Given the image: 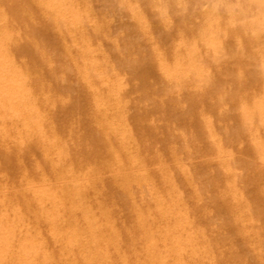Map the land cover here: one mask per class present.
<instances>
[{
	"label": "bare ground",
	"instance_id": "bare-ground-1",
	"mask_svg": "<svg viewBox=\"0 0 264 264\" xmlns=\"http://www.w3.org/2000/svg\"><path fill=\"white\" fill-rule=\"evenodd\" d=\"M15 1H16V3H14L13 5H11L12 3L10 4L11 5L10 8L12 9V11H15V13H17L16 11L19 10V7H20L19 5H21V3L19 4L17 2V0H15ZM33 1L35 3L37 2L38 4L43 2V4L46 7L45 10L47 9L48 11H50L54 15V17H56L55 20H57V18H58L56 16L57 13H59V15H61V16L63 15V17L68 16L67 18L65 17L66 18L65 20H66L67 26H68V27L66 26V28L68 29L69 27L70 28L73 27L74 31H71V29L69 28L70 31L68 32L69 34H67V36L69 35V38H71L73 40L78 39L77 36L78 37L80 36V28L77 26V23H75V19L79 15V5L80 4L78 5L75 0H33ZM34 2H32V3H34ZM213 2H215V1H213ZM213 2H212V5H210V6L214 5ZM233 2H237V1L236 0H219L218 6L222 7V4L224 3L227 5V8L230 9V11L226 12L225 10H223V9L221 10L220 8H219L220 10H217L216 12L214 10L213 13H212V11H209L206 14V19H208L210 17H211V19H212V17H216V18H218L220 16L222 17V15H224V14L226 15V13H227L229 15V16L226 15V17L228 16V20L226 19V17H224L228 22V23L226 22V24H228L227 28L233 29V28L238 27V29H239V25H236V23L238 21L237 14L238 13L243 14L245 11V13H248L249 17L252 16L250 18H251V21L253 23H254V20H252V18L254 16H257V15L259 16V18L262 21H264V0H243V3L241 6H239L240 7L239 9H234L235 7L233 9H231ZM37 3L34 5H36L35 9L38 10L40 5L37 8ZM177 3L179 4V2H177ZM204 3L206 5V0ZM240 3H241V1H240ZM215 5H217V4H215ZM215 5H214V8H217V7H215ZM180 6L184 7L183 3H182V5L180 3ZM230 6H231V8H230ZM119 7L121 8V6H119ZM203 7H205V6H203ZM207 8H208V4H207ZM207 8L205 7V9H207ZM2 10H0V143L3 142V146H0V148H1L0 152L2 153V155L0 156V264H53L54 260L59 261L58 264H107L108 262L110 264H234V263H231L232 260L230 262H228V261H225L224 259L219 258V257L223 258V255L226 254L227 248L226 247H220L219 245H217L215 242V239L213 241L212 238H210L212 241L210 242L209 246H204L202 244H199L196 241L195 234L200 228H202L199 226V225H201L199 223V221H201L200 219H202L203 215H205L204 212H202V210H200L202 212L201 213L202 215H199L197 217H195V215H192L191 217H195V218H191V219L189 218L190 220L188 222H186L185 224L182 223V221H181L182 219L186 220L188 218V216H190V214L195 212L194 211L195 205H196L197 201L199 200V198L198 197L196 199L192 198L193 199L192 202H189L187 200L189 203H187V202L184 203L180 199L176 198V194L174 192H168L167 188L164 187L165 178H167L168 175L167 174H161L159 169L155 167L154 158L151 159V162L148 164V167L150 166L149 167L150 169L148 168L149 169L148 171L150 174L154 175L153 178H155L157 185L155 187H152V188L150 186V189L145 188L144 190H141V189L137 190L140 193V194H138L139 195L138 201H136L135 198H131V197L127 196L125 193L122 194L120 191L119 192L114 191L113 190L114 188H112L114 186L110 185L109 182H111V181H108L106 176H102V178H101V183L103 185V190H102L103 195L97 196L96 194H94L92 192L89 194H86L84 192L83 182L89 181L91 174H89L87 172H81V165L83 163L79 159V157L77 156V153L79 152L77 147H75V146L66 147L65 146L66 144L63 143L64 141L63 142L61 141V136H65V134H67L68 129H66V131H65L64 130L65 128L63 127L61 129H59L55 134L52 133V128H53V125L55 124L53 121L54 120L57 122L62 121L66 125V122H64V121H65V119L68 120L69 116H67V114L65 115L64 113L60 112L54 118H47L43 114V105L47 104V102L52 97V95L50 96L49 94H47V93H50L51 88L46 86L43 83V81L41 80V78L43 77L42 72L44 74V71L46 69H48L49 65H50L49 64V65H47L48 67H45L47 62L45 63L43 61L44 60L43 57L48 56V54L46 56H44L45 52L43 53V51H41L43 54L41 52H39L40 50H46V48L39 49V51L36 48L37 50H35V51L26 52L32 56V59H30V60H29V58L24 59L25 56L23 55L24 61L20 60L21 58L19 56L22 55L26 50L28 51L29 47L32 46L29 43L31 40L30 41L26 40L28 42L21 43V42H24V40L22 41V40H18L15 38V35H14L15 24H13L12 23L13 21L11 22L9 20V18H7L5 16L4 11H2ZM23 10H24V8L23 9L21 8V11H23ZM199 10L201 11L202 9H199ZM209 10H212V9H209ZM116 12H118V11H116ZM18 13H19V11H18ZM198 14L202 15L201 13H198ZM31 15L32 14H30V16ZM195 16H197V15L195 14ZM32 18H33V16H32ZM197 19L200 21L199 17ZM197 19H195V20H197ZM19 20H20V18H19ZM79 20H77V21H79ZM195 20H193V21L195 22ZM203 20L205 21L204 18H203ZM28 21H27V23H28ZM59 21H60V19H59ZM211 21H213V20H211ZM220 21H221V19L219 20V22ZM29 22H31V21H29ZM209 22H210V20H209ZM252 22H251V24H248V23L245 24V25L248 24V26L246 27L248 30V31H246V35L248 38H246V39H248L249 42H250V40H252L255 43L251 48H248V49L243 48V40L241 39V37L236 35V34H230L229 33L230 31L227 28H224V30L222 32H219V29H218V32H216L215 30L217 28H215V27H214L215 29L213 28L214 30L209 29L212 26L209 27L208 30H201V31H198L194 27V30L195 31L197 30V32L194 33L195 37H194V35L190 36V35H186V34L181 33V32L179 33V31H178L177 35L174 37V39H172L173 43L171 42V47L167 48L166 50H163L162 48H159L157 46L153 47V49H152L153 50L152 51L153 57H152L151 61L148 60V63H146V64L147 65H158L157 70L164 73L168 77L170 82L172 81L173 85L175 84L177 87L178 86L182 87L181 90H184V89L187 90L191 94V96L201 98L202 100L200 99V101H201L200 103H202L204 106L205 103L202 101H203V99L206 100L208 93L207 92L205 93V91L202 93L200 91V88L202 86L204 87V86H209V85H211L210 87H212V84L210 82L212 80L209 81V79L211 77L208 73V70L206 68L202 67L201 65H264V37H262V38L256 37V31H258V33H259L260 26L259 25L258 26H251V25H253ZM15 23H17V21H15ZM22 23L20 25V22L18 21L17 24L19 26H22ZM36 23H37V21L35 22V24ZM215 23H217V22H215ZM24 24H26V23H24ZM190 24H191V22H190ZM38 25H39V22H38ZM40 25H41V23H40ZM212 25H214V23ZM216 26H218V24ZM219 26H221L220 28H222V25H219ZM63 28H65V27H63ZM197 28H199V27H197ZM243 28L244 27L242 26L241 29H243ZM33 29H34V31L37 30L36 26ZM222 29H220V30H222ZM27 30L29 31V29H27ZM25 31H26V29H25ZM35 32H30V33H35ZM25 33L27 34L28 32H25ZM17 34L18 33H16V36H17ZM26 34H23V31H22V35H24L26 37L28 35V34L27 35ZM260 34H264V33H260ZM19 36H21V35H19ZM19 36H18V38H19ZM199 36H202V37H200L201 39H205L206 43L204 42L205 44H203V45L206 46L205 47L206 50H204V52H201V54L199 53L201 55L199 60H194V59L191 60L189 56L192 55L190 53L194 52L193 46H195L193 44L194 43L193 39L196 37H199ZM29 38H31V37H29ZM197 39L198 38H196V40ZM201 39H200V41H201ZM224 39L228 40V42L230 43L231 46H229V45L224 46L222 43L224 41ZM34 40H35V38H33V41ZM78 40H79L78 45L75 46L76 52H74V53L69 52L67 54H69V55L74 54V56H75V54H77V55L78 54H84L85 55V53L88 50H90L89 52L93 53V55H89V54L87 55L86 54L85 55L86 57H84V55H82L84 57L83 65H88V69L91 72V74H93L94 76L97 77V79L94 81L90 80L89 77L85 78V81L87 82V89H88V91H86L85 94H86L87 100L90 97L95 96V95L105 97L102 109L99 107L100 110L97 111V114L99 115V117L101 119V123H99L97 125L100 126V125H104L106 123H110L111 120L113 119V117L111 116L112 119H110V122H109V120H108L109 117L106 116L107 113L115 112V111L119 110V108L121 107L119 105L118 101L122 100L123 98L122 97H121V99L119 98L120 100H118L117 102L115 100H116V98H118V96H119L118 94L119 93L121 94V92H122V88H121L122 79L119 76H116L115 80L114 79L104 80L103 76L107 72L102 70L101 68H102V65H106L108 63V57L103 54L104 56L98 57L99 59H97L96 56L94 55V52H96L95 49L93 47L92 48L90 47V49H88V39L86 36L81 35ZM34 42H33V45H34ZM197 42H198V40H197ZM36 43L38 45V43H39L38 40ZM151 43L149 42L148 45L150 46ZM201 44H199V46ZM41 45H42V43H40V46ZM38 46L34 45V47H32V48L34 49L35 47H38ZM23 47H25V48L27 47L26 50L24 48V51H23L22 50ZM49 47H50V45H49ZM124 47H125V45H124ZM39 48H41V47H39ZM141 48H144V47H141ZM145 50H147V49H145ZM123 51L125 52V48ZM147 51H149V50H147ZM66 52H67V50H66ZM135 52H137V51H135ZM197 52H199V51H197ZM98 55H99V50H98ZM62 56L64 57V54ZM48 57H50V56H48ZM68 57H71V56H68ZM120 58H122V56ZM64 59H66V58H64ZM64 59L62 58V60H64ZM73 59H75V58H73ZM131 59H132V56H131ZM25 60H29V61H25ZM127 60H128V58H127ZM127 60H126L125 65H144V63L142 61L140 63L139 62L137 63V62H135V61H137L135 59H133L135 61H131L130 59L128 61ZM70 61L72 62L71 59H70ZM122 61L123 60H121L119 63H121ZM49 62L52 63L51 61H49ZM62 62L63 61H61V64L64 65L65 63L63 64ZM109 62H110V59H109ZM116 62L118 63V60ZM144 62H145V60H144ZM53 64H54V62H53ZM81 64H82V62H81ZM123 64H124V62H123ZM26 65H31V66L32 65H41V66H38V67L28 66L27 67ZM183 65H190V66L184 67ZM115 66H117V65H115ZM53 68L54 67H52L50 70L53 71L52 70ZM126 68L127 67H125V69ZM142 68L143 67H139V66L138 67H132L131 68L133 71L132 75L136 76L140 73H142V74L145 73L142 71ZM232 68H234V67H232ZM262 68H264V67H262ZM57 69H59V68H57ZM78 70H80V69H78ZM78 70L77 69L70 70V71H72L73 75H75L74 77L76 80L78 77L77 76ZM146 70H148V69H146ZM244 70H245V68H244ZM55 71L56 70L54 69V72H52V73L55 74ZM58 71L61 72L60 70H58ZM58 71H56L57 74H59ZM63 71H64V69H63ZM87 72H88V70H87ZM228 72L230 74L233 73L232 75L235 74L234 75L235 77L239 76L238 78L240 79V81L236 87L237 90L241 93V95L239 94L240 100L238 103V107L242 109V113L241 112L240 113L245 114L246 118L248 117L250 119V117H253V115L255 113L254 112L252 113V111H251L252 107L250 109L248 104L246 103V100L244 99L245 98L244 96H246L245 95V92H246L245 86H246V84H248V81L246 80L245 76H246V74H249V71H247L245 76H244V71H239V69L228 70L227 68L222 67V69H220V71H219V73L222 76H223V74L226 75ZM212 73H214V72H212ZM130 74H131V72H130ZM149 74H150V71H149ZM45 75H47V74H45ZM79 75H80V73H79ZM140 75H138L139 81H140V79H142V78H140L141 77ZM151 75H152V73H151ZM57 76H60V75H57ZM113 76H115V75H113ZM145 76H147V75H145ZM211 76H213V75L211 74ZM48 77H51V75ZM142 77L144 78V75ZM224 77H222V80L224 79ZM162 78L163 77H161V79ZM217 78H218V76H217ZM53 79H54V77H53ZM62 79L60 80V78H59L58 80L62 81ZM125 79H127V77ZM215 79H216V77L214 78V81H216ZM219 80H220V78H219ZM111 81H113V82H111ZM114 81L118 84L116 85V83ZM262 81H264V78L261 79V82ZM57 83H58V81H56V85H57ZM106 83H108V84H106ZM111 83H115V86H110ZM167 84H169V83H167ZM262 84H264V83H262ZM68 85H69V83H68ZM161 85H163V84H161ZM169 85L172 86L171 83ZM175 85H174V87H175ZM214 85L215 84H213V86ZM262 86H264V85H262ZM180 87H178V88L180 89ZM256 88L259 89L258 86ZM163 89L165 90V87ZM169 89H168V91H169ZM203 89L208 90V88H203ZM213 89H214V87H213ZM262 89H264V87H262ZM185 90H184V92H185ZM260 90H261V88H260ZM258 91H257L258 98L256 99V104H255L257 109H255V112L256 113L258 112V114H261L262 113V107L261 106H262V104H264V92H262V90L259 92ZM180 94H183V93H180ZM228 95L223 94V96L221 98H219L220 103H221V99L223 101L224 100L229 101L230 97L228 98ZM246 98L249 99L248 97H246ZM110 99L114 100L112 104H109ZM196 99L198 100V104H199L198 107H196V111H197V108H202V110H204L205 107L204 108H203V106L199 107L200 106L199 99L198 98H196ZM208 99L209 98H207V101H208ZM93 100H95V99H93ZM250 100H251V97H250ZM110 101H112V100H110ZM211 101H212V99H210V102ZM217 101H219V100H217ZM122 102H124V101L122 100ZM148 102H150V101H148ZM99 103H100V101H99ZM215 103H211V105H215ZM151 104H153V103L151 102ZM53 105H51V106H53ZM142 105L144 106V104H142ZM216 105H218V104H216ZM123 106H125V105H123ZM143 106H141V107H143ZM188 106H189V104H188ZM195 106H197V104H195ZM195 106H193V110H191V111H193V114L195 113L194 112ZM214 107H217V106H214ZM53 108H54V106H53ZM172 108H171V110H173ZM206 109H207V107H206ZM211 109H210V111H211ZM224 109H226V108L224 107ZM137 110H139V109H137ZM168 110H170V109H168ZM184 110H181V111L184 112ZM198 110H200V109H198ZM215 110H218V107ZM204 111H207V110H204ZM121 112H123V111H121ZM131 112H133V111H131ZM200 112H203V111H200ZM222 112H223V109H222ZM142 113H143V111H142ZM224 113H226V111ZM200 114L202 117L203 114L202 113H200ZM180 115H182V114H180ZM197 115L199 116V114H197ZM207 115H210V114H207ZM220 115H221V113H220ZM148 116H149V114H148ZM106 117H108V118H106ZM199 117H198V119H199ZM211 117H213V116H211ZM152 118H153V116H152ZM207 118L209 121L210 118L209 117H207ZM218 118H220V117H218ZM258 118L259 117L257 116V119ZM74 119L75 118H73V120ZM255 119L256 118H254V120ZM127 120H126V122H127ZM199 120H201V122H202L201 118ZM259 120H261V119H259ZM187 121H189V120H187ZM142 122H143V120H142ZM177 122H178V120H177ZM253 122L254 121H251L250 123H253ZM118 123H120L119 128L121 130L122 127L124 126L125 122L120 121ZM174 123L176 124V121ZM193 123H195V121ZM78 124H80V123H78ZM212 124H213V122H212ZM71 125L73 126L74 124H71ZM194 125H196V124H194ZM202 125H204V124H202ZM206 125H207V123H206ZM231 125H232V123H231ZM231 125L229 127H231ZM182 126H183V124H182ZM184 126H186V125H184ZM175 127H177V125ZM179 127H181V125ZM187 127L188 126H186V128ZM182 128H184V127H182ZM144 129H146V128H144ZM189 129H190V127H189ZM202 129H205V128H202ZM130 130L132 131V129H130ZM224 130H225V128H224ZM248 130H249L250 134L252 133V135H254L253 137L256 136V130L255 129L249 127ZM262 130H264V129H262ZM80 131H81L80 133L83 132L82 130H80ZM182 131H184V130H182ZM190 131L192 132V130H190ZM178 132L179 131L175 132L176 135ZM225 132L226 131H224V134H225ZM120 134L121 133L119 131L118 134L111 136L110 138L107 137L106 135L101 136V134H100L101 138L98 139L97 149L95 151H89L88 153L86 152L87 155L85 156V161L89 160L90 163H92V165L99 166V167L104 165L103 164L104 153H102L100 148L106 151L107 147H109L108 144H110L112 151L110 153L105 154V155H106V157H108L109 160H111L110 169L122 171L121 179L123 180V182L120 186V190L123 191L125 189L131 188V187H136V185L141 184L144 180V172L140 171V170H134L135 162L132 158V155L130 154L132 145L134 143H133V141H123V138L121 137ZM207 134H208L209 139L211 141H213L214 137H215L213 130L208 129ZM87 135H89V134H87ZM226 135L228 136V134H226ZM226 135H224V136H226ZM79 136H78V138H79ZM131 136H132V134H131ZM178 136H176V137H178ZM221 136H223V135H221ZM136 137H135V140H136ZM186 137H187V135H186ZM208 137H207V139H208ZM70 138H72V137H70ZM199 139H198V141H199ZM205 139H206V137L203 140H205ZM74 141H73V143H74ZM181 141H182V139H181ZM86 142H88V141L86 140ZM194 142H196V141H194ZM204 143H207V142H204ZM221 143H222V141H221ZM225 143H226V141H225ZM71 144H72V140H71ZM255 144L256 145H254V146L256 149L254 151H256L258 153L260 152L261 155H264V143H261L260 141H256ZM149 145H146V148H144V149L146 150V152L150 153ZM151 145H153V144H151ZM190 146H192V145H190ZM203 146L208 147L210 145L203 144ZM214 146H215V143L213 146H211V148L209 147V149L212 150L213 149L212 147H214ZM225 146L226 145H224L223 147H225ZM252 147H253V145H252ZM153 148H152V150H153ZM158 148H159V146H158ZM158 148H156V149H158ZM205 148L206 147H204V149H202V151L204 153H205ZM196 149H198V147ZM215 149H216L215 150V157H214L215 159H217L219 156H225V152L222 149V147H218ZM227 149H230V148L228 147ZM86 150H88V148ZM186 151L188 152V148ZM191 151H194V150H191ZM197 151L199 152V150H197ZM202 151H201V153H202ZM206 151H208V150L206 149ZM198 152H197V155L200 154ZM186 155H188V154H186ZM186 155H185V157H186ZM189 156H187V157H189ZM193 156H194V154H193ZM204 156H205V154H204ZM238 157H240V156L237 155V158ZM189 158L191 159L193 157H189ZM231 158H232V156H231ZM237 158H234V159H237ZM185 159H187L185 161H189L188 158H185ZM191 160L195 161L196 158L191 159ZM198 160H199V158H198ZM229 160H230V164H231V159H229ZM165 161H167V160H165ZM190 161L188 162L187 167L189 166ZM236 161H235V163H236ZM240 164H241V160H240ZM247 164H248V162H247ZM216 165H218L217 161H216ZM232 165H234V164L232 163ZM236 165L233 167H236ZM192 166H194V164ZM189 167H188V169H189ZM190 168H192V167H190ZM195 168H196V166L194 167V169ZM212 168L215 169L214 167H212ZM212 168L210 167L209 170H212ZM110 169H107L106 171H104V175H106V173ZM191 170H193V169H191ZM202 170H205V168L203 167ZM233 170H235V169H233ZM188 171L190 172V170H188ZM200 172H197V173L202 174V171H200ZM210 173H212V172H210ZM204 174H205V172H204ZM173 175H175V174H173ZM193 175H196V174H193ZM175 176H177V175H175ZM221 176L218 175V177H221ZM237 176H238V174H237ZM213 177H215L214 174H213ZM213 177L211 176L212 179H213ZM218 177H215L216 180ZM243 177H245V175ZM50 178H55L57 180V183L54 186L48 187V185L46 184V181H49ZM193 178L194 179L196 178L197 180L201 179V178L198 179L197 177H192V180H193ZM205 178H207V176H205ZM209 178H210V175H209ZM211 178L209 179V183H208L210 186L206 184L208 186V189H207V186L203 182H201L206 186L207 190H209V188L211 189V187L213 186L212 183H211L212 186L210 184V181L212 180ZM215 178L213 181H215ZM239 178H240V176H239ZM96 179H98V178H96ZM219 179L222 180V178H219ZM219 179L217 181L218 183L220 182ZM236 179H238V178H236ZM205 180H203V181H205ZM171 181H172V179H171ZM182 181L183 180H181V182ZM241 181H242V179H241ZM199 183L200 182H198L197 184H199ZM240 183H238V184L240 185ZM242 184H243V182H242ZM179 186H181V185L178 184V187ZM197 186L199 187V185H197ZM87 187H89V186L87 185ZM99 187L100 186H97L98 189H99ZM198 187L197 188L195 187V188L197 190H200L199 188L201 186L199 188ZM202 187H204V186L202 185ZM240 188H242V187H240ZM212 189L214 190V188H212ZM111 191L113 193H115L116 195H118V197L120 196L122 198V196L123 197L125 196L126 197L125 200L123 202L121 201V203L119 204L118 198H117L118 199V201H117V199H114L116 197H110L109 196V194L112 193ZM189 191H187V192H189ZM244 191L245 190H243V193H244ZM144 192L146 193V196H145ZM187 192H184V193H187ZM202 192L205 193L204 191H202ZM207 192H209V191H207ZM211 192H210V194H211ZM181 193H182V191H181ZM214 193L217 194L218 192H215V190H214ZM216 194L215 195L211 194L212 196H214V198H212V196H211V198L215 199ZM236 194H237V190L234 187H232L230 184H228L224 194H222V196H221V199L223 201H226L229 197H233ZM135 195H137V194L135 193ZM135 195H133V196H135ZM185 195H187V194H184L182 196H185ZM193 195H191V196H193ZM204 195L205 194H203L202 197L199 195L203 201H204V199H203ZM243 195H245V194H243ZM206 196H204V198H206ZM145 197H147L148 199H145ZM217 197H218V195L216 196V198ZM121 198H120V200H121ZM187 199H188V197H187ZM246 199H248V198L246 197ZM211 200H210V202H211ZM216 200L217 199H215V202H216ZM185 201H186V199H185ZM207 202H209V200ZM207 202H205L203 204L207 205L206 204ZM212 202H214V201H212ZM136 203H138V205H136ZM199 204H200V202H199ZM210 205H207V206L210 208L211 207ZM212 205H213V203H212ZM135 206H138L137 208H138L139 212H137V213H135V211H134ZM202 206L203 205H201V207ZM207 206H206V209L208 210L209 208ZM244 207H246V206H244ZM118 208H120V210H123V211H121V212H124L122 215H119L118 212H120V211L118 210ZM197 208L201 209L199 206ZM216 208L217 207L215 206V209H212V211L217 210ZM202 209H205V206H203ZM218 211H220V210L210 212V213H212V214L214 213V215H215V213ZM223 211L224 210H222L221 212L224 214ZM207 212H209V210ZM255 212L253 210V213H255ZM196 213H197V211H196ZM222 213L221 214L219 213V214L223 218ZM231 213H229V214L231 215ZM206 214H208V213H206ZM212 214H211V216H212ZM229 214L227 213L226 215H229ZM214 215H213L212 219H214V217L216 218V215L215 216ZM220 215H217V216H220ZM230 215H229V218H231ZM109 216H113L114 220L111 221L112 222L111 227L106 228L105 227V220H107V218H109ZM224 216H225V214H224ZM205 217H210V216L206 215ZM226 218H227V216H226ZM226 218L224 217L225 220H226ZM212 219H211V221H213ZM224 219L223 220L221 219L222 222L224 221ZM214 220L215 221L217 220L216 222L219 221L218 217H217V219H214ZM227 220H228V218H227ZM227 220H226V222H227ZM231 220H232V218H231ZM231 220H230V223L232 222ZM48 221H49L50 225L47 227L46 233L41 236V234L43 233L40 231L42 228L41 226L43 223L48 222ZM241 221H242L241 224L245 228V233H248L249 227H250V220L245 215H243ZM204 222H205V227H209V225H208L209 223L206 225L207 220L206 221L202 220V224ZM257 222H258V220H257ZM228 223H229V221H228ZM228 223H225V221H224L223 223H221V225L228 224ZM211 224H210V227H213L216 229L215 226H217V225L215 224V226H213V225L211 226ZM146 225H148V226L151 225L152 231L156 230L154 232V236L150 239H147L143 234L144 226H146ZM226 227H227V225H226ZM256 228H258V227H256ZM211 229L212 228H210V231H211ZM217 229H216V231H217ZM203 230L207 231V229H205V228H203L202 231ZM220 230H223V229H220ZM212 231H214V230H212ZM232 231L235 232V230H232ZM232 231H231V234H232V236H234L233 235L234 232L232 233ZM39 232H41V234H39ZM207 232H209V231H207ZM221 233L222 232H219L218 234H221ZM198 234L200 235L201 233L198 231ZM198 234L196 235V237L198 236ZM215 234H216V232H215ZM225 234L226 235L229 234V231ZM225 234L223 236V239L219 235H218V237H220L222 240H224ZM206 235L209 237V234L206 233L205 236ZM228 236H230V235H228ZM234 237H236V236H234ZM203 238L204 239L203 240L201 239V241H205L206 237H203ZM215 238H216V236H215ZM227 238L229 239V237H227ZM219 239L217 238V240H216L217 243L220 244L221 242H224V241L219 240ZM218 240H219V242H218ZM200 243H202V242H200ZM156 245L161 246V248L155 253L154 256H156V258L152 259V255L149 252V248L152 246L154 247ZM239 245H240V243H239ZM232 246H233V244H232ZM262 251H264V250H262ZM215 255H217V257L215 258V262H213V256H215ZM227 257H228V255H227ZM217 258L222 260V261L217 260Z\"/></svg>",
	"mask_w": 264,
	"mask_h": 264
},
{
	"label": "rangeland",
	"instance_id": "rangeland-1",
	"mask_svg": "<svg viewBox=\"0 0 264 264\" xmlns=\"http://www.w3.org/2000/svg\"><path fill=\"white\" fill-rule=\"evenodd\" d=\"M75 1L77 2L78 5L80 4L79 5V15L75 19V23H77V26L80 28V36L83 35V36L87 37L88 49H90V47L91 48L93 47L95 49L96 52H94V55L96 56L97 59H99L98 57H101L104 55L108 57V63L106 65H102V68H101L102 70L107 72L103 76V79L104 80H112V79L115 80L116 76H119L122 79V86H121L122 92H121V94L120 93L118 94L119 96H118V98H116L115 101L117 102L122 97L123 98L122 100L124 102H122V100L118 101L119 105L121 106L119 108V110H117L115 112L107 113L106 116H108L109 118L108 117H106V118H108L109 122H110V119H112V117L114 120L112 119L110 123H106V124L100 125V126L97 125V124L101 123V119H100L99 115L97 114V111L100 110V108L102 109L105 97L95 95V96L90 97L87 100L86 94H85V92L88 91L87 82L85 81V78L89 77V79L92 81L97 79V77L94 76L93 74H91V72L89 71L88 65H83L84 57H86L85 55L86 54L87 55L88 54L93 55V53L89 52L90 50H88L85 53V55L84 54H78L79 55L78 56L77 54H75V56H74V54H72V55L67 54L69 52H71V53L76 52L75 46L78 45V42H79L78 39L80 37V36L79 37L77 36L78 39L76 38L77 40H73V39L69 38V35L67 36V34H69L68 32L70 31V29H71V31H74L73 27H71V28L69 27L70 29L66 28L67 22L65 19L68 16L63 17V15L61 16V15H59V13H57L56 16L60 19V21L58 18H57V20H55L56 17H54V15L50 11H48L47 9L45 10L46 7L43 4V2H41L39 4L36 2L37 8L39 7V5H40V7L38 8V10L35 9L36 5H34V4H36V3L33 0H17V2L19 4L21 3V5H19L20 6L19 10L16 11L17 13H15V11H12V9L10 8L11 5L16 3L15 0H0V10L3 9L2 11H4L5 16L7 18H9V20L11 22L13 21L12 22L13 24H15L14 35H15L16 39L22 40V41L24 40V42H21V43H25V42H28L31 40L29 43L32 46L31 47L28 46L29 47L28 51L26 50L27 47L26 48L23 47L22 50L24 51V48H25L26 51L23 54L21 53L22 55L19 56L21 58L20 60L24 61V59H26V58L27 59L29 58V60H30V59H32V56L26 52L35 51L37 49L39 51V49H44V48H46L47 51L46 50H40L39 52L43 51V53L45 52L44 56H46L48 54V56L51 57V58L48 56H46L47 58L43 57L44 58L43 61L45 63L47 62L46 66L45 65L44 66L48 67L47 65H49V64L50 65H49V68L44 71V74L42 72L43 77L41 78V80L43 81V83L46 86L51 88L50 93H47V94H49L50 96L52 95L51 99L47 102V104L43 105V114L47 118H54L60 112L64 113L65 115L67 114V116H69L68 120L65 119V121H64V122H66V125L62 121L57 122L54 120L53 122L55 124L53 125L52 133L55 134L59 129H61L63 127L65 128L64 129L65 131H66V129H68L67 134H65V136H61V141L62 142L64 141L63 143L66 144L65 145L66 147H68V146L77 147V149L79 150V152L77 153V156L79 157V159L83 163L81 165V172H87V173L91 174L90 180L87 182L86 181L83 182L84 192L86 194H89L92 192V193L96 194L97 196L103 195V192H102L103 185L101 183V178H102V176H106L107 180L111 181V182H109L110 185L114 186V187H112V188H114L113 189L114 191H117V192L120 191L122 194L125 193L127 196H129L131 198H135L136 201H138L139 200L138 194H140V193L137 190H139V189L144 190L145 188L150 189V186L152 188V187H155L157 185L155 178H153L154 175L150 174L148 171L150 169L149 168L150 166L148 167V164L151 162V159L154 158L155 167L159 169L161 174H167L168 175L167 178H165V184H164V187L167 188L168 192H174L176 194V198L180 199L184 203L192 202V200H193L192 198H194V199H196L197 197L199 198V200L197 201V203L195 205V210H194L195 212H193L192 214H190V216H188V218L186 219L187 221L185 219L181 220L182 223L185 224L191 218H195L199 215H202L201 213L204 212L205 215H203V218L200 219L201 221H199V223L201 224L199 226L202 228H200L198 231L201 234L199 235L198 231L195 234L196 241L199 244H202L204 246H209L210 242L212 240L214 241V239H215V242L217 245H219L220 247H226L227 248L226 254L223 255V258L222 257H219V258L224 259L225 261H228V262H230L232 260L231 263H234V264H264V251H262V250H264V155H261L260 152L258 153L256 151H254L256 149L254 146V145H256L255 144L256 141H260L261 143H264V130H262V129H264V104H262V106H261L262 107V113L261 114H258V112L257 113L255 112V109H257L255 106L256 99L258 98L257 91L262 90V92H264V89H262V87H264V86H262V85H264V84H262V83H264V81L261 82V79L264 78V68H262V67H264V65H201L202 67H204L208 70V73L211 77L209 79V81L210 80L213 81V82L210 81L212 84V87H210L211 85H209V86H204V87L202 86L200 88V91L202 93L204 91H205V93L206 92L208 93L207 98H209L208 101H207V98H206V100L203 99L202 102L205 103L203 106V104L200 103L201 98L191 96V94L187 90H185L184 88L183 89L185 90V92H184V90H181L182 87H180V86H178V87H180V89L175 84H174L175 85V87H174L172 81L170 82V80L168 79V77L164 73L157 70L158 65H147L146 64V63H148V60L151 61V59L153 57V52H152L153 47L157 46L159 48H162L163 50H166L167 48L171 47V42L173 41L172 39H174V37L177 35L178 31H179V33L181 32V33H184L186 35L193 36L194 33L197 32V30L198 31L208 30V28L212 26L211 28H209L210 30L215 27V28H217L215 30L216 32H218V29H219V32H222L224 30V28L228 27V24H226V22L228 20L229 15L226 13V15H228L227 17L224 14V15H222V17L221 16L218 18L212 17V19L210 17V18L206 19V14L209 11H212V13H213L214 10L216 12L217 10L223 9L227 12V11H230V9H228L227 5L224 3L222 4V7H219L218 6L219 0H206V5L204 3L205 0H181V1L180 0H125V1L124 0H75ZM213 1H215V2H213ZM236 1L237 2H233L232 8L230 6L231 9H233L234 7H235L234 9H239L240 8L239 6H241L243 3V0H236ZM240 1H241V3H240ZM32 2H34V3H32ZM177 2H179V4ZM212 2L214 5L217 4V5H215V7H217V8H214V5L210 6V5H212ZM180 3H181V5L183 3L184 7L180 6ZM207 4H208V8H207ZM119 6H121V8ZM203 6H205L207 9H205V7H203ZM21 8L22 9L24 8V10L21 11ZM199 9H202V10L200 11ZM209 9H212V10H209ZM18 11H19V13H18ZM116 11H118V12H116ZM198 13H201L203 16L198 14ZM30 14H32V15L30 16ZM195 14L197 16H195ZM32 16H33V18H32ZM198 17H199L200 21L197 19ZM224 17H226L227 20ZM250 17H252V16H250ZM250 17L248 15V13H245V11L243 14L238 13L237 14L238 21H237L236 25H239V29H238V27L233 28V29L227 28L230 31L229 32L230 34H236V35L241 37V39L243 40V48H247V49L251 48L255 44L252 40H250V42H249L248 39H246V38H248L246 35V31H248L246 27L248 26V24H251V22H252ZM19 18H20V20H19ZM203 18L205 19V21L203 20ZM27 19L31 22H29ZM192 19L193 20L197 19V20H195V22H194ZM218 19L219 20L221 19V21L219 22ZM35 20L37 21V23H36L37 25L35 24V22H36ZM77 20H79V21H77ZM209 20L211 23L209 22ZM211 20H213L214 22ZM252 20H254V23L252 22L253 25H251V26H258V25L260 26L259 33H258V31H256V37H258V38L264 37V34H260V33H264V21H262L258 15L254 16L252 18ZM15 21H17V23L19 21L20 25L23 22L22 26H19L17 23H15ZM27 21H28V23H27ZM38 22H39V25H38ZM190 22H191V24H190ZM215 22H217V23H215ZM24 23H26V24H24ZM40 23H41V25H40ZM213 23H214V25H212ZM246 23H248V24L245 25ZM215 24L216 25L218 24V26L222 25L223 29L220 28L221 26L218 27ZM34 25L36 26V29L38 30V31L35 30L36 32L33 29V28H35ZM242 26L244 27L243 29H241ZM63 27H65V28H63ZM194 27H195V29H197L196 31L194 30ZM197 27H199L200 29ZM25 29H26V31H25ZM27 29H29V31ZM220 29H222V30H220ZM22 31H23V34H26L25 32H28L27 33L28 35L26 34L27 36L25 37L24 35H22ZM30 32H35V33H30ZM16 33H18L17 36H16ZM19 35H21V36H19ZM18 36H19V38H18ZM28 36L31 38H29ZM194 37H195V35H194ZM200 37H202V36L196 37V38H198L197 39L198 42H197L196 38L193 39L194 40L193 44L195 46H193L194 52L190 53L192 55L189 56L191 60L192 59L199 60V58L201 57V55H200L201 52H204V50H206V48H205L206 46L203 45L206 43V41H205V39H201ZM33 38H35V40H34L35 42L33 41ZM199 38L201 39V41ZM36 39L39 42L38 43L39 46L36 43L37 42ZM26 40H28V41H26ZM33 42H34V45H36L38 47H35L33 49L32 48V47H34ZM149 42L150 43L152 42L150 44V46L148 45ZM40 43H42L41 46H40ZM222 43L224 46L225 45L231 46L230 43L228 42V40L224 39V41ZM199 44H201L202 46L201 45L199 46ZM49 45H50V47H49ZM124 45H125V47H124ZM39 47H41V48H39ZM141 47H144L145 49H147L149 51H147ZM124 48H125V52L123 51ZM66 50H67V52H66ZM98 50H99L100 56L98 55ZM135 51H137V52H135ZM197 51H199V52H197ZM54 52L55 53L57 52V53L55 54ZM61 54L62 55L64 54V57ZM82 55H84V57ZM68 56H71V57H68ZM121 56H122V58H120ZM131 56H132V59H131ZM23 57H24V59H23ZM62 58L63 59L68 58L67 59L68 61L66 59L62 60ZM73 58H75V59H73ZM127 58H128V60L130 59L131 61L137 60V61H135L137 63L138 62L140 63L142 61L144 63V65H125ZM70 59L72 60V62L70 61ZM109 59H110L111 63L109 62ZM133 59H135V60H133ZM29 60H25V61H29ZM117 60H118V63L116 62ZM121 60H123V61L121 63H119ZM144 60H145V62H144ZM49 61H51L52 63H50ZM61 61H63L62 63L63 64L65 63V64L62 65ZM53 62L55 65L53 64ZM81 62H82V64H81ZM123 62H124V64H123ZM115 65H117V66H115ZM26 66L28 67L31 65H26ZM33 66L38 67L41 65H32L31 67H33ZM51 66L54 67L52 69L53 71L50 70L52 68ZM124 66L127 68L125 69ZM138 66L143 67L142 71L145 72L143 74L140 73L141 75L138 74L141 76L140 78L143 79V80L140 79V81L138 79V75H136V76L132 75L133 71L131 69L132 67H138ZM183 66L188 67L190 65H183ZM222 67H225L228 70L239 69V71H244V76L247 73V71H249V74H246V76H245L246 80L248 81V84H246V86H245L246 87V92H245L246 96H244L245 97L244 99L246 100V103L248 104L249 108L251 109V107H252V110H251L252 113L253 112L255 113L253 115V117H250V119L248 117H247L248 118L247 119L245 114H241L242 109L238 107V103L240 100L239 96L241 95V93L237 90L236 87L240 81V79L238 78L239 76L237 75L238 77H235L234 76L235 74L232 75L233 73L230 74L229 72L226 75L223 74V76H222L219 73V71H220V69H222ZM232 67H234V68H232ZM57 68H59V69H57ZM244 68H245V70H244ZM54 69L56 71L60 70L61 72L58 71L59 74H57L55 71V74H54V73H52V72H54ZM63 69H64V71H63ZM72 69H77V70L80 69L77 71L78 75L76 74L78 76V77L76 76L77 80L75 79V77H74L75 75H73L72 71H70ZM146 69H148V70H146ZM87 70H88V72H87ZM149 71H150V74H149ZM130 72H131V74H130ZM212 72H214V73H212ZM79 73H80V75H79ZM151 73H152V75H151ZM45 74H47L48 76L51 75V77H48ZM56 74L60 75V76H57ZM211 74L213 76H211ZM113 75H115V76H113ZM143 75H144V78L142 77ZM145 75H147V76H145ZM216 75L218 76V78ZM214 76L216 77V79H215L216 81H214V78H215ZM53 77H54V79H53ZM58 77L60 78V80L63 78L64 79V80L62 79L63 82L58 80L59 79ZM126 77H127V79H125ZM161 77H163V78L161 79ZM222 77H224L223 80H222ZM219 78H220V80H219ZM56 81H58L57 85H56ZM111 82H113V81H111ZM68 83H69V85H68ZM115 83H111L110 86H115ZM167 83H169V84L171 83L172 86H170ZM106 84H108V83H106ZM117 84L118 83H116V85ZM161 84H163V85H161ZM213 84H215V85L213 86ZM257 86L259 87V89L256 88ZM164 87H165V90L163 89ZM213 87H214V89H213ZM203 88H208V90L203 89ZM260 88H261V90H260ZM168 89H169V91H168ZM180 93H183V94H180ZM223 94L224 95L229 94L228 98L230 97L231 99L229 98V101L230 100L231 101L230 102L227 100L223 101L221 99V103H220L219 98H221L223 96ZM246 97H248L249 99H247ZM250 97H251V100L253 102L250 100ZM196 98L199 99V103H200L199 107L203 106V108L205 107L204 110H207V111L202 110V108H197V111H196V107H198V105H199L198 100ZM93 99H95V100H93ZM210 99H212L211 102H210ZM110 100H112V101H110ZM110 100H109V104H112L114 100L113 99H110ZM217 100H219V101H217ZM99 101H100V103H99ZM148 101H150V102H148ZM137 102L139 104L140 103L141 104L139 105ZM151 102L153 104H151ZM207 102L208 103L210 102V103L208 104ZM211 103H215V105H211ZM142 104H144V106ZM188 104H189V106H188ZM195 104H197V106H195ZM216 104H218L219 106ZM51 105H53L54 108ZM123 105H125V106H123ZM141 106H143V107H141ZM193 106H195L194 107V110H195L194 114H193V111H191V110H193ZM214 106H217L218 110H215V109H217V107H214ZM206 107H207V109H206ZM224 107L226 109H224ZM171 108L173 110H171ZM137 109H139V110H137ZM168 109H170V110H168ZM198 109H200V110H198ZM210 109H211V111H210ZM222 109H223V112H222ZM181 110H184V112H182ZM121 111H123V112H121ZM131 111H133V112H131ZM142 111H143V113H142ZM200 111H203L204 113L205 112L206 113L204 114L203 112H200ZM225 111H226V113H224ZM200 113L203 114L202 115L203 118L201 117ZM220 113H221V115H220ZM148 114H149V116H148ZM180 114H182V115H180ZM197 114H199L200 117ZM207 114H210V115H207ZM121 115L122 116L124 115V116L122 117ZM152 116H153V118H152ZM211 116H213V117H211ZM257 116L259 117L258 119H257ZM198 117H199V119L200 118L202 119L203 123L201 122V120L198 119ZM207 117L210 118L209 121H208ZM218 117H220V118H218ZM73 118H75V119L73 120ZM254 118H256V119L254 120ZM259 119H261V120H259ZM126 120H127V122H126ZM142 120H143V122H142ZM177 120H178V122H177ZM187 120H189V121H187ZM120 121L125 122V124L121 130L119 128L120 123H118ZM175 121H176V124L174 123ZM194 121H195V123H193ZM251 121H254V122L250 123ZM212 122H213V124H212ZM78 123H80V124H78ZM206 123H207V125H206ZM231 123H232V125H231ZM71 124H74V125L72 126ZM182 124H183V126H182ZM194 124H196V125H194ZM202 124H204L205 126ZM174 125L175 126L177 125V127H175ZM180 125H181V127H179ZM184 125L188 126L187 127L188 129ZM230 125H231V127H229ZM182 127H184V128H182ZM189 127H190V129H189ZM249 127L256 130V136L255 137H253L254 135H252V133L251 134L249 133V130H248ZM129 128L132 129V131ZM144 128H146V129H144ZM202 128H205V129H202ZM224 128H225V130H224ZM208 129L213 130V132L215 134L213 141H211L208 137V134H207ZM226 129L228 131L229 130L230 131L228 132ZM80 130H82L83 132L80 133L81 132ZM182 130H184V131H182ZM190 130H192V132ZM119 131L121 133L120 135L123 138V141H133V143H134L132 145L131 153H130L132 155L134 162H135L134 170H140V171L144 172V180L141 184L136 185V187H131V188L125 189L123 191L120 190V186L123 182V180L121 179L122 171L110 169L111 160H109L108 157H106V155H105V154L110 153L112 151L110 144H108L109 147H107L106 151L100 148L102 153H104V155H103V164L104 165L99 167V166L92 165V163H90L89 160L85 161V156L87 155V153L89 151H95L97 149V142H98V139L101 138V136L106 135L107 137L110 138L111 136L118 134ZM177 131H179V132L176 135L175 132H177ZM224 131H226L227 133L225 132V134H224ZM78 134L79 135L81 134V135L79 136ZM87 134H89V135H87ZM100 134H101V136H100ZM131 134H132V136H131ZM226 134H228V136ZM77 135L79 136L80 139L78 138ZM186 135H187V137H186ZM221 135H223V136H221ZM224 135H226V136H224ZM176 136H178V137H176ZM70 137H72V138H70ZM135 137H136V140H135ZM205 137H206V139H205L206 141L203 140ZM207 137L209 140L207 139ZM181 139H182V141H181ZM198 139H199V141H198ZM71 140H72V144H71ZM86 140L88 142H86ZM73 141H74V143H73ZM194 141H196V142H194ZM221 141L223 144L221 143ZM225 141H226V143H225ZM204 142H207L208 144L204 143ZM214 143H215V146L212 147L213 148L212 149L213 151H212L211 149H209V147L211 148V146H213ZM149 144L150 145L153 144V145L150 146ZM203 144L210 145V146H208V147L203 146ZM251 144L253 145L254 148L252 147ZM146 145H149L150 153L146 152V150L144 149V148H146ZM188 145L189 146L192 145V146L189 147ZM224 145H226V146L223 147ZM0 146H3V142L0 143ZM158 146H159V148H158ZM186 147L188 148V152L186 151L187 150ZM197 147H198V149H196ZM204 147H206L205 153L202 151V149H204ZM218 147H222V149L225 152V156H219L217 159H215L214 158L215 157V150H216L215 148H218ZM228 147L230 149H227ZM87 148H88V150H86ZM152 148H153V150H152ZM156 148H158V149H156ZM206 149L208 151H206ZM191 150H194V151H191ZM197 150H199V152ZM200 150L202 151V153ZM197 152L200 154L197 155ZM186 154H188V155H186ZM193 154H194V156H193ZM204 154H205V156H204ZM1 155H2V153L0 152V156ZM185 155H186V157H185ZM237 155L240 157L237 158ZM187 156L193 157L191 159L196 158V160L195 161L191 160ZM231 156L233 159L231 158ZM185 158H188L189 161L191 160L189 163V166L192 168H190L188 166L189 167V169H188L187 165H188L189 161H185V160H187ZM198 158H199V160H198ZM234 158H237V159H234ZM229 159H231V164H230ZM239 159L241 160V164H240ZM165 160H167V161H165ZM216 161L218 162V165H216ZM235 161H236V163H235ZM247 162L249 165L247 164ZM232 163L234 165H232ZM193 164H194V166H192ZM235 165H236V167H233ZM195 166H196V168L194 169ZM203 167L205 168V170H202ZM210 167L211 168L214 167L215 169L212 168L213 171L209 170ZM107 169H110V170L107 172L108 174L106 173V175H104V171H106ZM191 169H193V170H191ZM233 169H235V170H233ZM188 170H190L191 173ZM200 171H202L203 175L200 174L201 173ZM203 171L205 172L206 175L204 174ZM209 171L212 173H210ZM197 172H200V173L198 174ZM173 174H175L177 176H175ZM193 174H196V175H193ZM213 174L215 177H218V175L219 176L222 175V176L218 177L216 180V178L213 177ZM237 174H238V176H237ZM209 175H210V178H211V176L213 177V179L211 178L212 182L210 181V184L212 183L213 186L211 184V186H212L211 189L209 188V190H207L208 189L207 185H209L208 183H209V179H210ZM244 175H245V177H243ZM205 176H207V178H205ZM239 176H240V178H239ZM95 177L98 179H96ZM192 177H197L198 179H200V178L201 179L197 180L196 178L195 179L193 178V180H192ZM214 178H215V181H213ZM219 178H222V180ZM236 178H238V179H236ZM171 179H172V181H171ZM218 179L220 181L219 183L217 182ZM241 179H242V181H241ZM181 180H183V181L181 182ZM203 180H205L206 182ZM198 182H200V183L203 182L205 185L207 184L206 185L207 189L203 183H201V184L205 188L202 187V185L200 183L197 184ZM242 182H243V184H242ZM56 183H57V180L55 178H50L49 181H46V184L48 185V187L54 186ZM238 183H240V185ZM86 184L89 187H87ZM178 184H180L181 186L178 187ZM228 184H230L232 187H234L237 190V194L233 197H229L226 201H223L221 199V196H222V194H224ZM197 185H199V187L200 186L201 187L199 188ZM97 186H100L101 188L99 187V189H98ZM195 187L196 188L198 187L200 190H197ZM240 187H242V188H240ZM212 188H214L215 192H218V193L217 194L214 193V190ZM201 190L204 191L205 193H203ZM243 190H245L244 193H243ZM181 191H182V193H181ZM187 191H189V192H187ZM207 191H209V192H207ZM184 192H187V193H184ZM210 192L212 195H215V194H216V196L218 195L217 198L215 196V199H217L216 202H215V199H212V198H214V196H212L210 194ZM135 193L138 196L135 195ZM184 194H187V195L182 196ZM203 194H205L204 196H206L207 194L209 195V196L207 195L206 198H204V196H203L204 201L201 198ZM243 194H245V195H243ZM133 195H135V196H133ZM191 195H193V196H191ZM109 196L110 197H116L114 199L118 198L119 204L121 203V201L123 202L126 198L125 196L124 197L122 196V198L120 196L118 197V195H116L113 192L111 194H109ZM145 196H146V193H145ZM186 196L188 197V199ZM211 196H212V198H211ZM246 197L248 199H246ZM120 198H121V200H120ZM118 199H117V201H118ZM145 199H148V198L145 197ZM185 199H186V201H185ZM208 200H209V202H207ZM210 200H211V202L214 201V202H212L213 205L210 202ZM199 202L201 205L205 206V209H202L203 206L201 207ZM205 202H207L206 203L207 205L211 204L210 206L212 208L211 207L209 208L207 205H204L203 203H205ZM136 205H138V203H136ZM198 206L201 209L197 208ZM206 206L209 208L208 209L209 212H207L208 210L206 209ZM215 206L217 207L216 208L217 210H220V211L216 212L215 215L217 213H218L217 215H220L222 213L221 212L222 210H224L223 212L225 214V216H224V214L222 213L223 218L221 215L220 216L216 215V218L214 217V219H217V217H218V220H219L218 222H216L217 220L215 221L214 219H212L214 213L213 214L210 213V212L217 211V210L212 211V209H215ZM244 206H246V207H244ZM137 207L138 206H135V209H134L135 213L139 212ZM118 210L120 211V212H118L119 215H122L124 213V212H121L123 210H120V208H118ZM200 210H202V212ZM253 210H254V212L255 211L256 212L253 213ZM196 211H197V213H196ZM225 211L228 214L231 212L232 213L234 212L233 214L231 213V215L229 214L231 216L232 220H231V218H229V215H226L227 213ZM206 213H208L209 215ZM211 214H212V216H211ZM192 215H195V217H191ZM206 215L210 216V217H205ZM243 215H245L250 220V227H249L248 233H245V228L241 224V222H242L241 220H242ZM226 216H227L228 220H227ZM224 217L226 218L227 222L224 219ZM113 218H114L113 216H109V218H107V220H105V227L106 228L111 227V224H112L111 221L114 220ZM211 219L213 221H211ZM221 219L222 220L224 219L225 223H228V221H229V223L221 225V223L224 222V221L222 222ZM229 219L232 221L231 223H230ZM202 220H204V221L207 220L206 225L209 223L208 224L209 227H205V222L202 224ZM257 220H258V222H257ZM210 224H211V226L212 225L215 226V224H216L217 226H215V227H216V229L218 228L217 231L215 228L210 227ZM49 225H50L49 221L42 224V226H41L42 228L40 231L43 233L41 234V232H39V234H41V236L46 233L47 227ZM226 225H227V227H226ZM151 227H152L151 225L144 226L143 234L147 239L152 238L154 236V232L156 231V230L152 231ZM256 227H258V228H256ZM203 228L207 229V231H209V232H207L206 230L202 231ZM210 228H212L211 231L212 230H214V231L211 232ZM220 229H223V230H220ZM232 230H235V232ZM228 231H229V234L226 235L225 233H227ZM231 231H232V233L234 232L233 235L236 237L232 236ZM205 232L207 234H209V237L207 235L205 236V234H206ZM215 232L217 235L215 234ZM219 232H222V233L218 234ZM197 234H198V236L196 237ZM224 234H225V237H224V240H222ZM218 235L222 239L220 237H218ZM228 235H230L231 237ZM215 236H216V238H215ZM226 236L229 237V239ZM203 237H206L205 241H201V239L202 240L204 239ZM210 238H212V240ZM217 238L218 239L220 238L219 240H222L224 242L220 241L221 242L220 244L217 243V241H216ZM219 240H218V242H219ZM200 242H202V243H200ZM239 243H240V245H239ZM232 244L234 247L232 246ZM160 248H161V246H158V245H156L154 247L152 246L149 248V252L152 255V259L156 258V256H154V255ZM227 255H228V257H227ZM216 257H217V255L213 256V262H215ZM217 260L222 261L218 258H217ZM58 263H59V261H57V260L53 261V264H58ZM107 264H110V263L108 262Z\"/></svg>",
	"mask_w": 264,
	"mask_h": 264
}]
</instances>
